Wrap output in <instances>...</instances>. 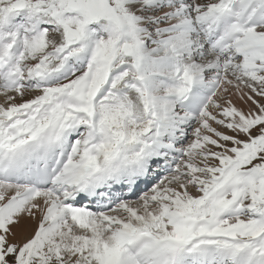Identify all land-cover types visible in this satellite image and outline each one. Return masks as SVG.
Here are the masks:
<instances>
[{"label":"snow or ice","instance_id":"obj_1","mask_svg":"<svg viewBox=\"0 0 264 264\" xmlns=\"http://www.w3.org/2000/svg\"><path fill=\"white\" fill-rule=\"evenodd\" d=\"M0 264H264V0H0Z\"/></svg>","mask_w":264,"mask_h":264}]
</instances>
